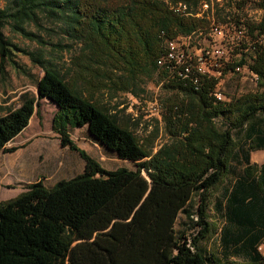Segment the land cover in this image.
I'll return each instance as SVG.
<instances>
[{
  "label": "trees",
  "instance_id": "16d2710c",
  "mask_svg": "<svg viewBox=\"0 0 264 264\" xmlns=\"http://www.w3.org/2000/svg\"><path fill=\"white\" fill-rule=\"evenodd\" d=\"M208 1L0 3V76L14 67L34 79L36 90L21 93L15 106L0 107V150L16 148L7 144L34 112L40 114L39 101L45 98L56 106L51 126L60 145L84 160L82 172L72 177L52 186L33 181L0 201V264H264V251L258 248L264 244V163H250L248 156L250 150L264 148V47L245 66L257 75L258 89L229 103L212 95L215 79H205L195 89L169 77L156 63L164 47L160 32L173 36L206 26L207 12L197 13L202 3L208 10ZM173 2L188 8L187 13L174 12ZM257 4L264 12V1ZM43 18L69 38L65 46L78 45L63 74L41 52L29 51L4 34L9 26L42 43L27 25H39ZM257 26L264 33V14ZM20 53L42 75L34 77L22 68ZM153 71L171 92L163 115L169 138L154 152L151 141L140 142L129 118L120 116L122 101H104L119 92L135 95L137 81ZM74 128H85L92 140L132 161L134 168L103 167L72 140ZM244 160L243 180L224 205L215 202L223 220L217 232L209 219L210 196ZM181 212L187 226L177 229Z\"/></svg>",
  "mask_w": 264,
  "mask_h": 264
},
{
  "label": "rangeland",
  "instance_id": "374dc122",
  "mask_svg": "<svg viewBox=\"0 0 264 264\" xmlns=\"http://www.w3.org/2000/svg\"><path fill=\"white\" fill-rule=\"evenodd\" d=\"M0 3L3 4L4 0H0ZM204 5L206 7V4ZM207 9V14L210 18H214L215 23H224L235 18L258 23L264 14L263 9L257 3H244L241 9H236V6H232V3L226 0H210ZM40 23L39 25L30 23L27 27L44 41L42 43L12 32L9 26L4 27L3 31L9 39L21 47L29 51L41 52L44 58L51 61L63 74L66 66L70 63L71 53L77 49L78 45L73 43L72 48L65 46L71 41L61 33L55 22L43 18ZM17 59L22 68L26 69L30 75L34 77L42 75V70L32 63L29 56L20 53ZM227 70L220 79L216 80L213 87L223 92V102L229 103L241 94L258 89L256 74L245 66L239 72L233 73ZM162 82L157 71H153L148 75L141 76V79L137 81L135 95L129 92H119L114 99H109L108 96L104 97V101L110 105L116 101H122L118 106L119 109H122L119 113L120 116L129 118L130 128L140 142L143 143L146 139L151 141L152 152L156 151L169 138L163 115L168 107L166 99L171 95V92L162 88ZM23 92H36L34 79L18 72L14 67L8 66L6 75L0 76V107L7 108L17 105L19 96ZM155 105L158 107L156 112L153 110ZM54 112V108L47 99H41L39 101L40 114L33 113L25 134L7 144V147L16 148L13 151L0 150V201L18 195L26 189L28 183L33 181L42 180L48 185L59 177H69L80 170L78 167L81 159L79 153L61 146L58 133L52 129ZM70 132L75 144L103 167L107 169L119 166L134 168L132 161L118 158L116 154L92 140L85 128H74ZM209 219L215 224L218 232L223 220L214 207L209 209ZM184 221L185 216L181 212L176 220V228H186L187 225L184 224ZM216 234L213 235L214 238L217 237ZM259 250L264 251V244Z\"/></svg>",
  "mask_w": 264,
  "mask_h": 264
},
{
  "label": "built area",
  "instance_id": "2783aa9c",
  "mask_svg": "<svg viewBox=\"0 0 264 264\" xmlns=\"http://www.w3.org/2000/svg\"><path fill=\"white\" fill-rule=\"evenodd\" d=\"M226 1L236 6L239 3H259L262 0ZM170 8L178 14H186L188 9L180 8L177 2L171 3ZM204 13L206 7L202 3L197 15ZM206 17L209 20L206 26L188 34L167 36L163 30L160 32V36L164 38V47L156 59L157 65L165 69L169 77L195 89H199L205 79H220L227 69L233 73L241 71L264 47V33L258 26L251 28L247 20L235 18L215 23L213 17ZM211 93L217 100L223 101L224 94L221 90L213 88ZM153 110H158L157 105ZM258 248L261 249L262 245Z\"/></svg>",
  "mask_w": 264,
  "mask_h": 264
},
{
  "label": "crops",
  "instance_id": "0c3cea01",
  "mask_svg": "<svg viewBox=\"0 0 264 264\" xmlns=\"http://www.w3.org/2000/svg\"><path fill=\"white\" fill-rule=\"evenodd\" d=\"M47 101H48V99H47ZM48 103L51 104V106L54 108V110H56V106L53 103H50L49 101H48ZM115 103H113V105ZM31 118H32V116H31ZM31 118H30V120H31ZM28 125L18 135H16L15 138H17L18 136H21V135L25 134V130L27 129ZM12 141H10V142H12ZM238 143L239 144H241V143L243 144V143H247V142L246 141H239ZM242 153L243 152L241 150H237V154L238 155H243ZM248 156H249L250 163H256V164L260 165V164L264 163V148L250 150L248 152ZM80 158H81L80 159L81 162L79 160V164H78V167L80 168V170H78L77 173L82 172V170L84 168V160L82 159L81 156H80ZM238 158H242V157L241 156H238ZM244 162H245V160L243 162H241V163H238L237 164L238 172L235 173V174L229 173L227 175V177L225 178V180L223 181V183H221L220 185H218L217 188L212 192V194L210 196V205H209V207H215L216 200H217V202H222L221 204L224 205V203L226 201V198L231 193V190L238 184V181H242L243 180L240 176L242 175L241 168L244 166V164H245ZM73 175H75V174H73ZM72 176H69V177H72ZM69 177H65V176L59 177L53 183L48 184V185L44 181L43 182L47 186H52L58 180L63 179V178H69ZM224 191H226V195L225 196H223V192ZM260 245H262V244H260ZM218 251L220 252V247H218ZM231 258H234V256H231Z\"/></svg>",
  "mask_w": 264,
  "mask_h": 264
},
{
  "label": "bare ground",
  "instance_id": "6f19581e",
  "mask_svg": "<svg viewBox=\"0 0 264 264\" xmlns=\"http://www.w3.org/2000/svg\"><path fill=\"white\" fill-rule=\"evenodd\" d=\"M262 1H264V0H262ZM262 1H261V2H262ZM242 7H243V4H241V6H240L239 8H238L237 5H236V9H241ZM248 24H250L251 26H252V25H256V26H257V23H255V22H254V23H248Z\"/></svg>",
  "mask_w": 264,
  "mask_h": 264
}]
</instances>
